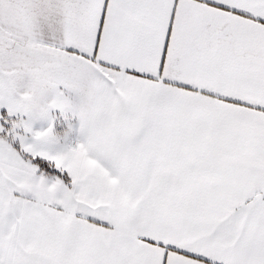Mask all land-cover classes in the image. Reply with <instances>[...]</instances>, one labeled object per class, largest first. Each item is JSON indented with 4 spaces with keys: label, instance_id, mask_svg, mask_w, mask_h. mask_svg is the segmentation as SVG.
<instances>
[{
    "label": "snow or ice",
    "instance_id": "6c2138e0",
    "mask_svg": "<svg viewBox=\"0 0 264 264\" xmlns=\"http://www.w3.org/2000/svg\"><path fill=\"white\" fill-rule=\"evenodd\" d=\"M0 264H264V0H0Z\"/></svg>",
    "mask_w": 264,
    "mask_h": 264
}]
</instances>
